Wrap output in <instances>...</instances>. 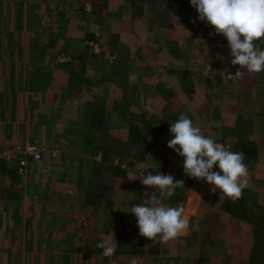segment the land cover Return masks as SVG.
<instances>
[{
    "label": "rangeland",
    "instance_id": "obj_1",
    "mask_svg": "<svg viewBox=\"0 0 264 264\" xmlns=\"http://www.w3.org/2000/svg\"><path fill=\"white\" fill-rule=\"evenodd\" d=\"M15 1L3 0L2 6H14ZM119 1L125 7H122ZM137 1L143 11L140 16L134 17L129 5L122 0H80V2L22 0L12 12H7L4 21L0 20L2 57L10 51L21 54L25 51H37L38 48L50 49L52 57L31 61L32 65L47 63L50 68H54L49 74L37 76L40 81L43 79L46 83L48 81L52 83V86L47 83L42 92L46 98L45 102L42 93L40 95L24 92L26 94L23 102L31 105L34 98L32 109L36 110L34 117L36 124L33 122L30 125L24 124L25 130H30L29 141L38 142L50 157L45 159L43 156L37 164L31 162L25 174L18 172L23 178L22 182L26 183V187L21 191L24 201L21 202L19 211L15 202H6L0 198V260L8 262L2 264H11V261L18 260V256H23L25 253L18 250V236L21 239L18 230L24 228L72 227L84 232L85 229L94 231L95 234L101 228L102 230L110 228L114 236L123 234L130 243H138L140 239L147 244L149 242L148 238L139 234L135 216L125 212L128 210L127 207L142 203L143 199L150 198L152 193L158 198L160 196L158 191L143 185L138 179L143 173L139 169L140 166L143 167L141 163L127 166L126 177H120L114 183L115 195L119 203L108 207L109 212H104L106 206L101 208L105 204L93 205L82 200L83 195L78 189L76 178L82 175L80 172H83V166L79 165L73 155L79 157L82 152H90V145L96 142L100 133L102 135L101 131L99 133L93 129L92 142L89 143L90 138L85 139V136L86 138L89 136L88 123L83 121L87 109L86 95L91 96L90 99L94 101L102 96L108 99L109 96L107 101L109 110L105 114L103 127L107 130V135L111 136V140L125 137L128 133V112L132 107L121 106L110 109L112 101L117 97L121 99L120 97L124 95V86L128 87L127 94L129 92L132 96V103L138 104L139 109H144L147 117H150L155 127L154 132L156 128H160L161 123L158 120L163 119L162 111L166 104L173 107L179 116L182 113L187 114L194 126L199 127L202 134L208 132L207 135L210 137L214 136L210 125L215 124L211 115L217 111L234 114L236 109L247 112L246 114L252 119L260 116V112L256 109L255 97L259 79L264 80V78H259L258 73H248L247 70H243L244 75L239 80L227 78L228 72L234 75L240 66L231 65L232 57L227 47V39L221 34L209 35L210 32H214V27L197 19L198 13L191 6L190 0H173L170 7L163 0ZM95 3L100 10L98 14H93L92 7ZM163 13H167V16ZM193 20H196V23H192ZM61 23L64 24L62 31ZM90 34L94 37L91 40L92 44L90 41L92 49L88 50L90 55L85 68H81L84 60L77 62L72 59L70 62V66L75 67H72L73 72L81 75L84 73L86 82L81 84L82 92H78L76 88L72 91L67 90L71 92L69 96L60 88L59 82L62 73L67 74L70 66L62 64L64 61L61 62L58 57L64 53L71 54L72 58L74 55H81L86 50L83 45ZM38 42L42 44L37 46ZM93 51L100 53L101 57L93 58L91 55ZM2 57L0 58L1 79L7 72L9 78L7 85L0 86L3 90H0V103L5 104L7 99L9 101L7 105L11 104V109L16 110L18 90L15 87L17 75L14 68L18 60L2 59ZM208 63L211 64L213 72L210 74L211 77L206 78L202 72ZM123 66H128L130 72L128 84L125 81L124 71L121 70ZM222 69H227L228 72L222 73ZM69 72L68 69V74ZM181 79L195 84L199 89L198 93L207 95V98L203 97L200 100L197 96L180 91ZM223 79L229 84L230 93L225 89V85L216 86V80ZM96 84L97 86H94ZM4 87L6 90L3 89ZM53 87H57L55 91ZM92 87L95 88V92ZM223 88L226 92L217 95L216 90H224ZM54 94L56 99L63 103L58 109H52L53 104L49 103V99H55ZM78 94L83 99L78 98ZM196 99L199 100V106L195 105ZM60 111L61 115H59ZM9 141H11L9 145L18 144L13 135L10 136ZM155 141L160 148H165L159 136ZM112 153L110 151L106 155L110 157ZM170 153L174 156L173 151ZM158 156V161H151L157 174L161 172L184 178L183 157L179 158L181 159L179 162L172 160L166 164L163 162L166 158L165 154ZM150 157L152 158V155ZM72 161L76 163L73 164ZM148 164L150 165L149 162ZM71 166L77 167V170ZM258 171H260V180L257 177ZM247 180L249 186L243 190L242 198L233 203L220 190L213 193L206 181L192 179L185 200H179L175 205L176 207L183 204L189 226L193 228L188 227L189 233L180 235L184 238L177 237L180 245L178 250L184 254L183 261L187 258V263L196 264L245 263L249 257L253 225H248L242 219L237 220L229 214L238 218L249 215L245 212L246 206L241 202L248 198L251 191L254 198L248 203L264 206V148L259 157L257 151L255 161L248 166ZM57 211L64 214L58 217ZM236 211L239 213L237 214ZM94 212L99 213L94 214ZM190 237H193L194 241ZM196 238H198L197 242ZM29 242L31 243L32 240L30 239ZM199 253V257H196Z\"/></svg>",
    "mask_w": 264,
    "mask_h": 264
},
{
    "label": "clouds",
    "instance_id": "obj_2",
    "mask_svg": "<svg viewBox=\"0 0 264 264\" xmlns=\"http://www.w3.org/2000/svg\"><path fill=\"white\" fill-rule=\"evenodd\" d=\"M198 13L197 19L214 27L209 35L221 34L227 39L230 49L231 65H239L234 75L228 72L230 80H239L244 71L259 73L264 71V0H190ZM192 23H196L193 20ZM260 42V43H257ZM223 59V57H220ZM213 69L208 63L202 74L211 77ZM172 138L167 146L183 157V173L197 181L204 180L215 193L217 190L230 198L233 203L242 198L243 190L248 185V166L243 154L233 152L230 147L217 143L214 138L202 134L194 126L187 114L169 122ZM217 168L219 171H214ZM129 179H137L128 177ZM145 186L158 191L159 198L151 195L142 203L127 207V211L136 218L139 234L150 240L167 243L186 233L189 220L185 216L183 204L173 207L163 202L164 197H172L177 188H184L183 180H176L171 174L141 173L138 178ZM147 197V193L145 194ZM114 233H100L97 247L103 249L102 255L110 257L116 252ZM130 264H137L132 259Z\"/></svg>",
    "mask_w": 264,
    "mask_h": 264
},
{
    "label": "trees",
    "instance_id": "obj_3",
    "mask_svg": "<svg viewBox=\"0 0 264 264\" xmlns=\"http://www.w3.org/2000/svg\"><path fill=\"white\" fill-rule=\"evenodd\" d=\"M163 1L170 7L173 0ZM124 2L129 5L134 17L141 15L143 8L137 0H124ZM92 9L93 14L100 11L96 3L93 5ZM163 15L167 16V13H163ZM93 37L94 35L92 34L87 37L85 44L83 45V48L86 50L81 55H74V58H72V55H70L71 61L72 59L77 62L84 60L81 66L82 69L85 68L84 66L86 64L87 58H89L90 52L88 53V50L90 48L92 49L90 41L93 40ZM261 46L264 47V44H261ZM66 64L68 66L71 65L70 62H67ZM72 67L74 66H70L68 69H72ZM213 67L217 68L216 66ZM78 75L79 74L77 72H73L70 78H73L72 80L76 82ZM257 76H259V78H264V71L259 72ZM181 80L182 84L180 91L190 93L193 96L199 95L197 89H195L196 87L190 83L189 80ZM208 83L212 84L210 81ZM256 97V107L261 114V118L258 121L251 119L241 111L235 112L234 114H225L223 112L217 111L214 115H212V119L215 122V124H211L214 135L212 138H214L217 143L230 147L231 151L242 153L244 162L247 164V166L255 161L257 156L256 142L259 140L258 136L262 135L264 132V90L258 91ZM93 102L96 103L87 106L86 114L83 119L88 123L87 133L89 135L88 140L90 138L89 143L92 142L91 130L94 129V131H98L99 133L101 131L102 135L100 133V136L97 138L96 142L90 145V152H82L79 157L73 155V157L78 161L79 165L83 166V172L79 171L82 173V175L77 176L76 184L78 189L81 190V193L91 200L88 203L95 202L92 203L93 205L105 204L101 208L107 206L104 210L108 211V207L111 206L109 205L111 203L108 201V194L114 186L113 183L116 179L120 177H126L128 170L126 169L127 166L131 167L135 163L139 162L143 165V167L140 166L139 168L143 174H147L149 172L152 174H157L151 168V161H158V155L163 153L168 160H175L174 162H179L181 160L179 159L181 156H179L175 151L167 146L168 140L172 138L171 134L169 133V122L177 120L179 115L173 108L167 109L164 113L165 119L159 120V123H161L159 125L160 128H156V131L154 132L155 127H153L150 117H147V115H145L143 112L137 111L136 108H131L129 112L127 139L123 143L120 141L109 143L108 141L110 138L109 135H107L108 132L103 127V124L105 123V114L107 113L106 105L103 103L102 97L98 101L93 100ZM217 122L218 124H216ZM159 130L161 132H159ZM151 133L153 134L151 137H149ZM207 133L208 132H204V135L208 136ZM157 136H159L164 142L165 148L159 147L155 141L157 140ZM1 151L2 150L0 149V154ZM110 151L113 153L112 156L108 157L106 154ZM172 151L174 156H171L170 152ZM99 152L102 153L101 161L95 160V156ZM169 153L170 155H168ZM151 155L152 158L150 157ZM34 163L37 164L36 162ZM72 163L75 164L76 161H72ZM30 164L32 163L30 162ZM71 167L73 168L75 166ZM18 168L19 167L17 163H8L0 156V195H2L0 198L3 200H8V202H15L19 206L21 204L20 200L23 198L21 191L24 187V182H22L23 178L19 176ZM75 169L77 170V167H75ZM215 169L217 168L214 167L213 170ZM259 174L260 171H258L257 174V177L260 180ZM174 178L176 180H183L184 188H177L175 190V194L172 197H164L163 202L168 206L175 207L177 201L185 200L189 184L192 182L193 178L187 177L185 175L184 178H179L176 176ZM3 184H8L10 187ZM13 186H15L18 190ZM252 195L253 191H251V194L248 196L249 199L246 197L245 201L241 202L246 206L245 212L249 214L248 216L242 215V218H238L235 215H229L234 216L237 220L242 219V221L247 222L248 225H253L249 257L247 260H245L244 264H264V206L262 207L258 205V203L249 204L248 201H251L254 198V195ZM93 210L97 211L96 209ZM98 213L94 212V214ZM236 213L238 214L239 212L236 211ZM119 241V247H124L125 237L122 234H120Z\"/></svg>",
    "mask_w": 264,
    "mask_h": 264
},
{
    "label": "crops",
    "instance_id": "obj_4",
    "mask_svg": "<svg viewBox=\"0 0 264 264\" xmlns=\"http://www.w3.org/2000/svg\"><path fill=\"white\" fill-rule=\"evenodd\" d=\"M2 1L3 0H0V20L3 19V21H4L6 15H7V12H12L14 10V8H16L17 5L18 6L20 5L22 0H16L14 6H10V5L9 6H2ZM77 1L80 2V0H77ZM122 2L124 3V0H122ZM119 3L122 7H125V5H123L120 1H119ZM74 6H75V4H74ZM105 7H107V6H104V8ZM88 9H90V7H88ZM63 25H64L63 23H61V25H60L61 31L63 30ZM48 34H51V32H48ZM40 44H42V43L38 42L37 46H39ZM18 47H19V39H18ZM64 54H66V53H64ZM70 55L71 54H68L69 57H71ZM91 55L93 58H100L101 57L100 53H98L96 51H93V53ZM1 57H2V55H0V58ZM48 57H52V55L50 54V49H41L40 50L39 48L37 49V51H33V52L25 51V53L18 54V52L14 53V52L10 51L9 54L5 53L3 55L2 59L18 60V62L16 63V66L14 68V69H16V75H17V77H15V79H16L15 80V87L18 90V107L16 108V110L15 109L12 110L11 104L7 105V103H9V101L7 99H6V102H4L5 104L0 103V149L1 150L10 146L8 143L11 142V141H9V138L12 135H13V137L16 138L15 142L18 144H26V143L38 144V142L29 141V137H31L30 136V130L29 129L25 130L26 126L24 125V124L30 125L32 122L35 123V121H36L34 119L36 110L33 111V109H32L34 98L32 100L31 105L27 104L26 102L24 103L23 98L25 97V94H26L24 92H27V93L31 92L32 94H40L41 95V93L44 92V87L47 83H49V86H52L51 81L50 82L48 81L47 83L43 79H41V81H40L37 79V76L39 74H49L54 70V68H50V66L47 63L33 64L32 65V61H31V60H39L41 58H48ZM7 62L8 61L6 60L5 63H7ZM67 62H71V60L64 61L62 64L66 65ZM126 65H129V64H126ZM122 68L123 69H121V70L124 71V76L126 77L125 78L126 84H128V79H129V74H130L128 66H123ZM69 71H70L69 74H68V69L66 72L67 74L62 73V79L60 80L59 85H61L60 88H62L66 92V94L70 96L71 92H69V91H72V89L78 88L77 90H80L78 92H82L83 87L81 86V84L85 83L86 79H84V73H82V75L79 74L77 76V81L75 82L74 80H72L73 78L72 79L70 78L73 74V69H69ZM221 71L223 73V71H225V70L222 69ZM119 72H121V71L119 70ZM33 73H35V74H33ZM1 74H2V72L0 73V86H2L3 84L7 85L8 78H9L7 76L9 75V73L7 72L5 77H3L2 79H1ZM212 77H215V76H212ZM259 80L260 81L258 84L257 92L264 90V80H262V79H259ZM206 81L209 82L208 80H206ZM217 81L220 83H218ZM98 84H99L98 86L100 88V82ZM130 84H131V81H130ZM215 84L218 87L225 85V89H227V92L230 91L229 90V84L226 82L225 79L220 80V81L216 80ZM200 85L201 84H199V86ZM54 86H56V84ZM94 86H97V84ZM194 86L196 87L195 89H197V91H198L199 89L197 88V86L195 84H194ZM5 88L6 87H4L3 89L6 90ZM56 88L57 87H55V88L53 87V91H55ZM92 88L94 89V92H95L96 91L95 88L94 87H92ZM124 89H125L124 95L122 97H120L121 99H119L117 97L114 101H112V103L110 105V109H114L116 107H121V106H125L126 108L138 107V104L132 103V96L130 95V93L128 92V94H127L128 87L124 86L123 91H124ZM225 89L224 90H216V91H218L217 95L219 94V96H220L222 92H226ZM0 90H2V87ZM67 90H69V91L67 92ZM43 95L44 94L42 93V96ZM4 96H5V94H4ZM54 96H55V99H49V103L53 104L52 109H58L59 107H62L63 103H60L59 100L56 99V94H54ZM77 97L80 99H83L79 94ZM85 97H86L85 98L86 99L85 100L86 106H89L91 104L96 103L90 99L91 96L89 97L86 95ZM197 97L200 100H202L203 97H205V99H206L207 95L203 96L202 94L199 93V95ZM43 99L45 102L46 98H44V96H43ZM106 99H107V97L102 96V100H103V103L106 105V112H107L109 110L108 106H107V104H108L107 101L109 99V96H108V99L107 100ZM95 101H98V100H95ZM194 101H197L195 103V105L199 106L198 105L199 100L196 99ZM256 103H257V97H255V104ZM44 106H46V105H44ZM256 106H257V104H256ZM168 108H173V107H171L169 104L165 105V109L162 111V118L163 119H165L164 113ZM237 108H239V104H237ZM256 109H257V107H256ZM136 110L143 112V113H145V115H147L144 109H139V107H138V108H136ZM235 112H239V111L235 109ZM243 113L246 114L247 112H243ZM61 114H62V112L60 111L59 115H61ZM85 114H86V112H84L83 119L85 117ZM212 115H214V113ZM260 118H261V116L258 115V117H255V119H253V120L258 121V120H260ZM158 122H159V120H158ZM216 124H218V122ZM127 135H128V133H127ZM127 135L125 137H119V139L118 138H112L113 140H111V136L109 135L110 139L108 142L112 143L114 141H118V142L120 141L121 143H123L127 139ZM24 138L26 140H24ZM258 138H259V140L256 143H257V149H258L257 151H258V157H259L261 150L264 148V141H261V139H264V132L262 135L258 136ZM85 139L88 140V137L86 138V136H85ZM12 140H14V139H12ZM101 154L102 153L99 152L95 156V160L101 161ZM49 157H50L49 154L44 152V158L47 159ZM52 158L53 157L51 156L50 159H52ZM171 161H172V159L168 160L166 158L163 162H165L167 164ZM6 162H8V161H6ZM159 162H161V161H159ZM163 162H161V163H163ZM151 168L155 172L152 165H151ZM25 178H27V176ZM116 181H117V179L114 181V183ZM24 187H26V183H25ZM115 193L116 192H115V184H114V186L110 190V193L108 194V196H109L108 201L111 203L109 205L114 206L117 203H119V200H118V198H116ZM51 199H54V198H51ZM55 200H56V198H55ZM82 200L85 203H88L91 201L85 195H83ZM23 201H24V197L21 198L20 203L21 202L23 203ZM6 202H8V201L6 200ZM48 202H49V200H48ZM92 203H95V202H91L89 204H92ZM94 205H96V204H94ZM20 207H21V204L18 206V211H19ZM106 211L107 210H105L104 212H106ZM109 211L110 210H108L107 212H109ZM46 213H47V210H46ZM63 214H64L63 212L57 211L56 216L59 217V216H62ZM190 227L191 226H189V229H190ZM85 230H86V232H84L83 230L80 231L79 228H72V227H60V228H56V227L50 228L49 227V228H45V229H26V228L20 229V230H18V233L21 235V239H19V236H18V250H22L25 253L23 254V256L22 255L20 257L18 256V260H15L14 262L11 261V264H15V262H16V264H130V261L132 259H136L137 264H196V263H187V258L185 261L182 260L184 254H182V252L180 253L178 250V247L180 246V245H178L179 244L178 238H176L174 240H170L167 243H161V242H159V240L153 241L150 239L147 240V241H149L148 244L145 241H143L142 239L139 240L141 243L139 241H138V243H130L129 241L126 240L127 237L122 234L125 237V241H124L125 245H124V247H119L120 234H118V235L114 236V238L116 240V241H114V243L116 244L115 254L110 256V257H105L102 255L103 249L97 247V244L100 242V233L106 232V234L111 235L113 232L110 230V228L104 229V230H102V228H101L98 232H96V234L94 231H87V229H85ZM124 231H126V230H124ZM187 233H189V232L186 231V233H184V234L186 235ZM180 238L182 239L184 237L180 236ZM190 238H192L194 241L193 237H190ZM30 239L32 240L31 243L29 242ZM197 240H198V238H196V242H197ZM193 244H194V242H193ZM29 251L31 253H29ZM199 255H200V253L197 254L196 257H199ZM200 261L201 260L199 259V262ZM2 263H8V262L0 260V264H2Z\"/></svg>",
    "mask_w": 264,
    "mask_h": 264
},
{
    "label": "built area",
    "instance_id": "obj_5",
    "mask_svg": "<svg viewBox=\"0 0 264 264\" xmlns=\"http://www.w3.org/2000/svg\"><path fill=\"white\" fill-rule=\"evenodd\" d=\"M58 59L61 62L71 60L67 54H61ZM44 152L45 148L36 143L13 144L3 149L0 156L8 162L17 163L19 167L18 172L25 174L30 162H40L44 156Z\"/></svg>",
    "mask_w": 264,
    "mask_h": 264
}]
</instances>
